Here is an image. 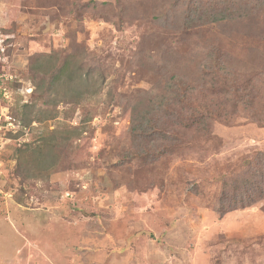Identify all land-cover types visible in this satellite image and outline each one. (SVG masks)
<instances>
[{
	"label": "rangeland",
	"instance_id": "obj_1",
	"mask_svg": "<svg viewBox=\"0 0 264 264\" xmlns=\"http://www.w3.org/2000/svg\"><path fill=\"white\" fill-rule=\"evenodd\" d=\"M175 1L0 0V264H264V201L216 210L264 151L249 110L227 105L230 121L176 149L132 134L174 74L210 79V47L236 85L264 88L263 18L188 29ZM56 53L89 56L105 82L36 116L47 103L31 64Z\"/></svg>",
	"mask_w": 264,
	"mask_h": 264
},
{
	"label": "trees",
	"instance_id": "obj_2",
	"mask_svg": "<svg viewBox=\"0 0 264 264\" xmlns=\"http://www.w3.org/2000/svg\"><path fill=\"white\" fill-rule=\"evenodd\" d=\"M174 4L175 17H181L184 20L182 27L188 29L264 19V0H176ZM207 50L210 79H204L205 83L199 85L174 74L169 80L172 84L169 90L145 97L134 113L137 115L132 120L134 136L148 142L171 141V148L176 149L185 135L192 134L195 139L211 137L214 121H230L232 114L223 113L227 105H231L235 112L241 108L249 110L252 120L264 125V88L251 85V81L236 85L229 77L231 74L222 47L216 45ZM60 56L56 53L46 58V62L53 64L51 68L37 65L39 58L31 64L36 81L35 95L47 103V109L39 108L36 116L47 114L52 118L55 116L54 107L60 102H68L71 98L82 104L87 96H96L102 90L105 77L93 68L89 56ZM24 108H30V105L26 104ZM160 148L157 155H164L165 146L160 145ZM247 165L250 170L255 169L253 179H242V192L236 186L232 191L226 184L216 208L219 213L226 214L264 201V151L256 153L254 160Z\"/></svg>",
	"mask_w": 264,
	"mask_h": 264
}]
</instances>
